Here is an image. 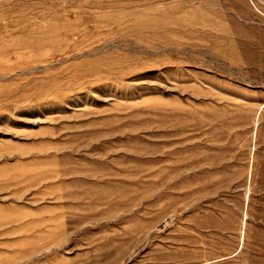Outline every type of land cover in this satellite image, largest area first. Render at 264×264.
I'll list each match as a JSON object with an SVG mask.
<instances>
[{"label":"rangeland","instance_id":"rangeland-1","mask_svg":"<svg viewBox=\"0 0 264 264\" xmlns=\"http://www.w3.org/2000/svg\"><path fill=\"white\" fill-rule=\"evenodd\" d=\"M0 264H264V0H0Z\"/></svg>","mask_w":264,"mask_h":264}]
</instances>
